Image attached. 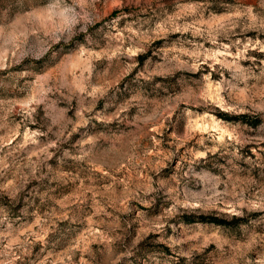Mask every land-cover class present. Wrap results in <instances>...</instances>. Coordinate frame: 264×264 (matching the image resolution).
Segmentation results:
<instances>
[{"label": "rangeland", "instance_id": "374dc122", "mask_svg": "<svg viewBox=\"0 0 264 264\" xmlns=\"http://www.w3.org/2000/svg\"><path fill=\"white\" fill-rule=\"evenodd\" d=\"M0 264H264V0H0Z\"/></svg>", "mask_w": 264, "mask_h": 264}, {"label": "trees", "instance_id": "16d2710c", "mask_svg": "<svg viewBox=\"0 0 264 264\" xmlns=\"http://www.w3.org/2000/svg\"><path fill=\"white\" fill-rule=\"evenodd\" d=\"M224 118L230 119L231 117L228 115H224ZM240 118H241L242 122L249 124V125H252V126H255L261 122L260 117L258 115L254 116L250 119V118H248L247 115L243 114V115H240ZM199 220L204 221V222H211V223H215V224H225L226 223L224 220H221V219L216 218V217L200 216Z\"/></svg>", "mask_w": 264, "mask_h": 264}]
</instances>
